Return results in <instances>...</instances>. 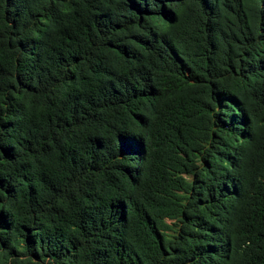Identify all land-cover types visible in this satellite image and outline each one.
<instances>
[{
  "label": "trees",
  "instance_id": "trees-1",
  "mask_svg": "<svg viewBox=\"0 0 264 264\" xmlns=\"http://www.w3.org/2000/svg\"><path fill=\"white\" fill-rule=\"evenodd\" d=\"M0 264H264V0H0Z\"/></svg>",
  "mask_w": 264,
  "mask_h": 264
}]
</instances>
